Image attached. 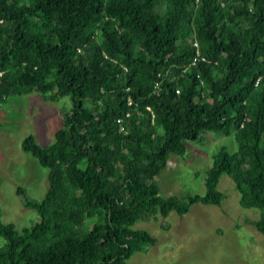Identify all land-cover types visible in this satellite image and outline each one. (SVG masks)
<instances>
[{"label":"trees","instance_id":"trees-1","mask_svg":"<svg viewBox=\"0 0 264 264\" xmlns=\"http://www.w3.org/2000/svg\"><path fill=\"white\" fill-rule=\"evenodd\" d=\"M33 91L69 103L51 143L23 141L48 188L22 231L0 209V264H129L157 243L138 221L221 205L223 174L264 235V0H0V102ZM208 133L236 147L205 193L163 195L171 155Z\"/></svg>","mask_w":264,"mask_h":264},{"label":"rangeland","instance_id":"rangeland-1","mask_svg":"<svg viewBox=\"0 0 264 264\" xmlns=\"http://www.w3.org/2000/svg\"><path fill=\"white\" fill-rule=\"evenodd\" d=\"M64 101L45 99L33 91L12 95L0 102V209L2 221L18 231L39 221L37 211L25 205L40 201L48 188L46 170L23 148V141L33 135L41 145H48L62 126ZM203 143L189 142L185 155L173 154L157 177L163 195L185 199L189 194H204L212 153L230 137L207 134ZM25 190V196L19 192ZM218 189L226 194L221 205L196 203L184 215L171 212L168 217L150 215L135 228H145L157 238L147 251L136 252L129 264H264V235L252 220L256 209H246L239 202L233 179L223 174ZM7 239L0 235V246Z\"/></svg>","mask_w":264,"mask_h":264},{"label":"built area","instance_id":"built-area-1","mask_svg":"<svg viewBox=\"0 0 264 264\" xmlns=\"http://www.w3.org/2000/svg\"><path fill=\"white\" fill-rule=\"evenodd\" d=\"M194 44H195V45H197V43H196V42H194ZM178 91H179V90H178Z\"/></svg>","mask_w":264,"mask_h":264}]
</instances>
